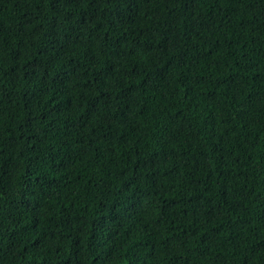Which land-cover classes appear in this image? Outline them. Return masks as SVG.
Here are the masks:
<instances>
[{"label":"trees","instance_id":"obj_1","mask_svg":"<svg viewBox=\"0 0 264 264\" xmlns=\"http://www.w3.org/2000/svg\"><path fill=\"white\" fill-rule=\"evenodd\" d=\"M0 264H264V0H0Z\"/></svg>","mask_w":264,"mask_h":264}]
</instances>
